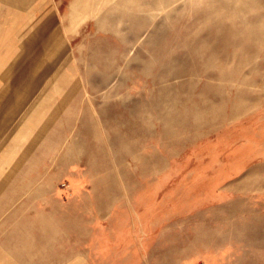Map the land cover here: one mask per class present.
I'll return each mask as SVG.
<instances>
[{
  "label": "rangeland",
  "instance_id": "obj_1",
  "mask_svg": "<svg viewBox=\"0 0 264 264\" xmlns=\"http://www.w3.org/2000/svg\"><path fill=\"white\" fill-rule=\"evenodd\" d=\"M73 1L0 0V261L264 264V0Z\"/></svg>",
  "mask_w": 264,
  "mask_h": 264
},
{
  "label": "crops",
  "instance_id": "obj_2",
  "mask_svg": "<svg viewBox=\"0 0 264 264\" xmlns=\"http://www.w3.org/2000/svg\"><path fill=\"white\" fill-rule=\"evenodd\" d=\"M35 17L37 18V16ZM37 27H39V30L42 29L41 21H39L38 25L34 28L35 31L38 30ZM36 41L37 39L34 42V46H36V49L40 46L41 49L42 42L39 44V42L37 43ZM22 202H25V199H19L17 205L20 207L26 206V203L21 204ZM7 205L10 206V204ZM36 205L39 206L40 204L36 203ZM99 243L100 241H94L91 243L90 240H87L84 246L77 247L69 246V244H64L63 247L55 246L50 250L48 249L49 252L44 253L42 242H36V246L33 252L24 250V252L20 253L17 256L15 254H11V256L10 254H8V257H12V259L9 258L8 261L3 254V259L1 260L2 263L0 261V264H128L129 260L127 259L129 258L127 256V259L125 261L121 259L118 262H111V260L109 261L107 258L106 249L101 247Z\"/></svg>",
  "mask_w": 264,
  "mask_h": 264
},
{
  "label": "bare ground",
  "instance_id": "obj_3",
  "mask_svg": "<svg viewBox=\"0 0 264 264\" xmlns=\"http://www.w3.org/2000/svg\"><path fill=\"white\" fill-rule=\"evenodd\" d=\"M78 0H74L73 2H72V6H71V13L70 14H67L66 15V19H69L70 20V22L72 21V10H73V8H74V6H75V3L77 2ZM77 16V15H76ZM62 27H63V25H62ZM64 66H66V61L65 60H63V62L61 63V65H59V69L58 70H56L55 72H60V71H63L64 69H63V67Z\"/></svg>",
  "mask_w": 264,
  "mask_h": 264
}]
</instances>
